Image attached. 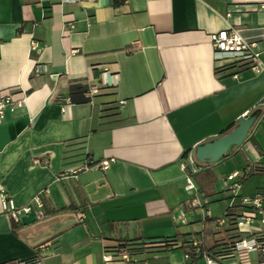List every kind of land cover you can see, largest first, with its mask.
Listing matches in <instances>:
<instances>
[{
    "label": "crops",
    "instance_id": "crops-1",
    "mask_svg": "<svg viewBox=\"0 0 264 264\" xmlns=\"http://www.w3.org/2000/svg\"><path fill=\"white\" fill-rule=\"evenodd\" d=\"M229 27L256 43L264 63V0H0V94L23 98L0 112V190L20 206L48 189L41 217L14 220L0 201V264H104L103 250L120 242L198 238L209 250L235 239L238 199L226 204L215 182L255 160L252 174L264 176V111L241 146L198 169L215 180L197 196L219 200L203 233L179 221L191 196L182 155L264 108V70L217 68L209 35ZM37 64L45 70L34 72ZM71 83L98 92L81 101L74 89L71 99ZM237 155L239 167L220 173ZM102 160L106 169L93 166ZM216 215L227 222L216 225ZM171 255L169 264L182 261Z\"/></svg>",
    "mask_w": 264,
    "mask_h": 264
},
{
    "label": "built area",
    "instance_id": "built-area-1",
    "mask_svg": "<svg viewBox=\"0 0 264 264\" xmlns=\"http://www.w3.org/2000/svg\"><path fill=\"white\" fill-rule=\"evenodd\" d=\"M211 45L213 47L214 59L220 63L217 67L234 66L241 68L249 67L254 72L258 73L264 70V63L259 59V52L256 49L254 41L245 40L235 28H224L213 31L209 35ZM42 65L37 64L34 72L39 73L44 71ZM233 77H237V72L233 73ZM98 92L96 85H89L84 93V96L91 99ZM64 103H69V97L63 98ZM124 101L122 100L121 103ZM23 103V98L14 99L9 92L0 94V112L9 105L11 108L20 106ZM65 110L64 104L60 108ZM90 161H84L78 170H86L89 168ZM110 160H102L99 164H93L101 169H106L109 166ZM258 163L255 160L251 166L252 168ZM180 167L184 174L185 190L191 194L186 201L190 208H200L203 220L212 218L211 212L208 208L203 209L206 201H203L197 196V186L191 176L196 172L200 166L197 164L192 152H188L182 156L180 160ZM246 168L241 171H233L222 178L223 189L230 195L231 203L238 199V212L234 217L233 225L237 235L231 242L232 254L239 264H250L249 254L256 252L259 258L258 264H264V187L259 189L252 196H243L240 193L242 178L246 173L252 169ZM75 172V171H74ZM48 193V189L44 188L36 193L30 201L24 205L17 206L13 199L9 197L4 191L0 190V201L3 211H5L12 219L17 220L20 213H28L33 211L36 217L44 215L43 198L44 194ZM216 225H224L227 222L225 216L213 218ZM181 223L185 222V215L182 212L179 216ZM201 239H193L191 241L180 243L179 241L172 244L170 248L184 245L183 257L180 263L175 264H193L196 258L203 257L206 264H219L218 261L209 254L201 246ZM142 251H133L125 244L117 243L112 247H107L103 250L102 260L104 264H149L146 257H139ZM21 264H47L40 259L34 258L31 261Z\"/></svg>",
    "mask_w": 264,
    "mask_h": 264
},
{
    "label": "rangeland",
    "instance_id": "rangeland-1",
    "mask_svg": "<svg viewBox=\"0 0 264 264\" xmlns=\"http://www.w3.org/2000/svg\"><path fill=\"white\" fill-rule=\"evenodd\" d=\"M260 142L261 145L264 146V139L260 138ZM256 153L258 154V152L256 151ZM248 154V153H247ZM238 157L241 159L242 157L240 155H237V157H231L229 158V160H227V162H224L220 167H221V172L223 173L226 170L232 168L231 165L234 164L235 166H238ZM260 177H264V176H260L259 174H252L250 175L246 180H244L241 183V192L243 196H252L253 194L256 193L257 189H258V184H259V178ZM222 178L223 177H218L216 182H215V188L217 191L223 190V186H222ZM194 181V179H193ZM195 183V181H194ZM196 184V183H195ZM248 191H251V193H249ZM225 195V201L226 204H230L231 201V197H229L230 195H228L227 192H224ZM215 195H212L211 197H206L203 201H206V205L203 207V209L208 208L210 210V212L212 213V211L214 212V215L216 213H218L217 211V203L219 202V200H216L217 198L214 197ZM229 201V202H228ZM189 211H187V215H186V219H185V223H183L182 225H186V227L191 226V225H195L197 227V230L200 233H203V228L201 227V224L203 223V217L202 214L200 212V208H190L188 209ZM222 215H216V217H219ZM215 218V217H214ZM189 221H193L192 223H189ZM207 231V230H205ZM171 253H175L177 256H179L181 259L183 257V248L182 247H174L171 249V252L169 254V257L163 256L159 259H156L153 257V255H149L147 256V259L149 261V264H169L173 259V255H171ZM230 259L226 260L227 264L228 261ZM258 256L256 252H251L249 254V263L250 264H258ZM196 264H206L205 259L203 257H200L196 260Z\"/></svg>",
    "mask_w": 264,
    "mask_h": 264
},
{
    "label": "trees",
    "instance_id": "trees-1",
    "mask_svg": "<svg viewBox=\"0 0 264 264\" xmlns=\"http://www.w3.org/2000/svg\"><path fill=\"white\" fill-rule=\"evenodd\" d=\"M122 0H115L116 3H119ZM231 66H227V67H221L222 69H226L229 68ZM220 68V67H217ZM74 89H77L79 91V93L81 94V101L87 100L88 98H86L84 96L85 91L87 90V87L85 85H80L78 83H71L69 85V96L71 99H73V93H74ZM257 110H259L260 113H262V111H264V108H256ZM255 110V109H254ZM253 111V110H252ZM233 127V125H229L227 128L224 129L223 133L229 131L231 128ZM234 147V146H232ZM187 152H185L182 156L186 155ZM197 164L199 166H204L206 163H201L197 161ZM245 170V169H243ZM260 168L255 167L253 169H250L246 175L242 178V181L246 179L247 176H249L250 174L254 173V172H260ZM192 178H195V180L197 181L198 185H199V193L200 194H204V195H208L207 191L208 188L210 186H212L213 182H214V177L211 174H207L205 173V171L201 170H197L196 172L191 174ZM233 222L230 223V225H232ZM229 230H234V227H230ZM233 236H235L234 234L231 235V238H233ZM191 241V239H184L181 241L182 243ZM178 242V240L174 237H167V238H163V239H147V240H133L131 242H120L121 244H125L128 247H130L131 250L133 251H143L146 250L148 248H157V249H169V247ZM232 242V241H231ZM231 242H224V243H218L216 244L214 247H212L209 250H206L209 252V254L213 257H218V258H224L227 256H230L232 254V245ZM184 245H180L179 247H183ZM197 259V258H196Z\"/></svg>",
    "mask_w": 264,
    "mask_h": 264
},
{
    "label": "water",
    "instance_id": "water-1",
    "mask_svg": "<svg viewBox=\"0 0 264 264\" xmlns=\"http://www.w3.org/2000/svg\"><path fill=\"white\" fill-rule=\"evenodd\" d=\"M259 114V110L255 109L246 116H239L229 131L196 144L192 150L195 159L211 164L224 157L232 146H241Z\"/></svg>",
    "mask_w": 264,
    "mask_h": 264
}]
</instances>
